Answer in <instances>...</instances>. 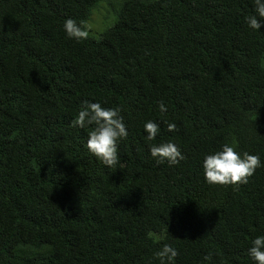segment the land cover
Instances as JSON below:
<instances>
[{"label": "trees", "instance_id": "1", "mask_svg": "<svg viewBox=\"0 0 264 264\" xmlns=\"http://www.w3.org/2000/svg\"><path fill=\"white\" fill-rule=\"evenodd\" d=\"M102 7L103 29L65 37V18L89 24ZM251 10L250 0H0V264H158L163 243L174 264H252L264 166L238 188L205 184L200 167L223 143L264 164V23L247 29ZM85 100L121 108L128 136L113 169L87 152L89 129L70 126ZM149 119L160 125L151 143L180 147L178 165L149 157Z\"/></svg>", "mask_w": 264, "mask_h": 264}, {"label": "clouds", "instance_id": "2", "mask_svg": "<svg viewBox=\"0 0 264 264\" xmlns=\"http://www.w3.org/2000/svg\"><path fill=\"white\" fill-rule=\"evenodd\" d=\"M250 3L252 10L243 17V23L247 29L258 32L261 23H264V0H250ZM61 29L67 39L80 43L88 39L91 26L85 20L67 17L63 20ZM156 108L161 114L168 110L162 100L156 102ZM120 112L119 106L104 107L99 101L85 100L70 121V126L73 128L89 129L84 147L91 156L108 169H113L118 164V144L128 136V130ZM162 123L166 124L168 132L175 131V123L164 121ZM142 131L145 134V141L149 142L148 155L155 164H167L172 167L185 159L180 147L172 140L151 143L156 140L160 131V125L156 121L146 120L142 125ZM262 166L264 164L258 154L238 150L236 145L230 143L220 144L218 149L203 154L200 161L205 184L231 185L234 188L246 184L249 177ZM148 238L158 242L166 237L163 233L159 235L148 233ZM246 255L252 264H264V233L251 237L249 246L246 248ZM177 256V249L169 243L161 244L153 253V259L158 264H174ZM203 259L210 261V255H205Z\"/></svg>", "mask_w": 264, "mask_h": 264}, {"label": "rangeland", "instance_id": "3", "mask_svg": "<svg viewBox=\"0 0 264 264\" xmlns=\"http://www.w3.org/2000/svg\"><path fill=\"white\" fill-rule=\"evenodd\" d=\"M95 13L92 15V18L89 22V25L93 28H99L101 27V29H103V24L104 23H109L111 21V15H109V13L107 14V11L102 7L99 10L94 11ZM103 27V28H102ZM100 29V30H101ZM96 31V32H100ZM96 32L91 33L93 36H97Z\"/></svg>", "mask_w": 264, "mask_h": 264}]
</instances>
